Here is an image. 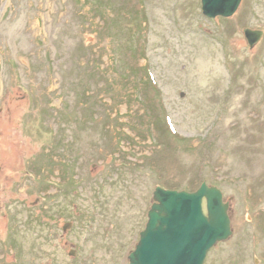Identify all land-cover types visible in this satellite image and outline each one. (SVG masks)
Returning a JSON list of instances; mask_svg holds the SVG:
<instances>
[{
    "label": "rangeland",
    "instance_id": "rangeland-1",
    "mask_svg": "<svg viewBox=\"0 0 264 264\" xmlns=\"http://www.w3.org/2000/svg\"><path fill=\"white\" fill-rule=\"evenodd\" d=\"M264 0H0V264H129L157 187L222 191L204 264H264ZM71 228L64 231V227Z\"/></svg>",
    "mask_w": 264,
    "mask_h": 264
},
{
    "label": "water",
    "instance_id": "water-1",
    "mask_svg": "<svg viewBox=\"0 0 264 264\" xmlns=\"http://www.w3.org/2000/svg\"><path fill=\"white\" fill-rule=\"evenodd\" d=\"M209 19L231 18L242 0H201ZM264 33L244 30L251 48ZM146 228L129 264H204L208 253L232 235L229 204L222 192L202 183L194 192L157 187ZM71 224L64 227V231Z\"/></svg>",
    "mask_w": 264,
    "mask_h": 264
},
{
    "label": "flooded vegetation",
    "instance_id": "flooded-vegetation-1",
    "mask_svg": "<svg viewBox=\"0 0 264 264\" xmlns=\"http://www.w3.org/2000/svg\"><path fill=\"white\" fill-rule=\"evenodd\" d=\"M2 255V248H0V256ZM12 264V263H11Z\"/></svg>",
    "mask_w": 264,
    "mask_h": 264
}]
</instances>
